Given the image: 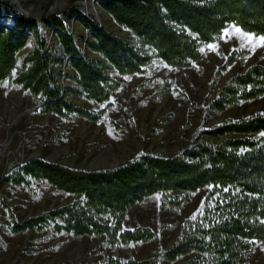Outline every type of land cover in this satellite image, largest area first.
Wrapping results in <instances>:
<instances>
[{
    "label": "trees",
    "instance_id": "16d2710c",
    "mask_svg": "<svg viewBox=\"0 0 264 264\" xmlns=\"http://www.w3.org/2000/svg\"><path fill=\"white\" fill-rule=\"evenodd\" d=\"M99 4L133 37L99 26L92 18H81L91 29L83 53V35L58 32L62 51L69 55L64 94L60 93L61 59L49 48L42 51L45 34L37 32V27H63L68 12L41 19L22 16L14 19L11 29L0 25V85H16L38 96L40 111L100 120L121 85L110 73L112 69L121 75L144 73L155 58L171 66H195L205 55L204 47L230 24L264 35V0H99ZM2 10L15 11L0 0ZM71 11L70 15L77 9ZM26 30L37 33V46ZM26 47L20 59L19 51ZM246 53L248 48L233 49L218 65L216 75ZM74 95L100 107L75 102L70 97ZM261 96L264 64L254 62L227 78L208 101L206 114ZM198 133L197 139L175 155L143 153L113 167L82 169L30 158L5 178L18 185L45 180L78 195L23 220L11 214L10 231L49 228L76 236L98 235L111 247L152 241L157 232L151 226H124L134 203L160 191L163 207L177 209L192 192L207 187L201 207L182 220L166 248L143 258L107 253L99 260L71 264H247L254 245L264 240V113L227 120ZM215 136L222 138L215 140Z\"/></svg>",
    "mask_w": 264,
    "mask_h": 264
},
{
    "label": "rangeland",
    "instance_id": "374dc122",
    "mask_svg": "<svg viewBox=\"0 0 264 264\" xmlns=\"http://www.w3.org/2000/svg\"><path fill=\"white\" fill-rule=\"evenodd\" d=\"M4 1L15 9L0 12V25L7 29L15 28L11 17L41 19L67 12L71 14V10L77 9L72 15L66 14L63 27L54 25L46 30L42 29V25L37 27V32L45 34L46 45L42 51L49 48L50 53L61 59L58 66L62 71L59 78L62 94L69 55L62 51L58 32L83 35V53L91 29L81 18H92L99 26L133 37L101 7L99 0ZM233 26L239 28L230 24L217 40L204 47L205 55L195 62V66L176 67L155 58L144 73L121 75L112 69L110 73L121 81V85L113 92L112 103L100 120L82 116L67 118L54 112L40 111L42 101L38 96L16 85H0V264H71L99 260L107 253L123 258H143L169 245L177 235L182 220L195 214L201 207L207 187L192 192L190 199L177 209L163 207L160 191L146 196L142 202L134 203L127 213L124 226L149 225L157 232L156 238L111 247L105 243L103 236L98 235L76 236L68 232H53L49 228L11 232V214L23 220L68 202L78 194L59 190L45 180L18 185L5 177L15 166L33 157L75 168L98 169L117 166L143 153L172 156L197 139L198 132L203 129L227 120L264 113V96H261L228 106L211 116L206 114L208 101L219 93L220 86L229 76L245 70L251 63L264 64V46H257L253 50L251 44L235 34L222 38L226 30L233 33ZM242 31L254 37H264ZM26 32L31 37L30 42L37 46V33L31 30ZM210 45L215 47L211 48ZM28 47L19 51L20 59ZM247 48L249 53L237 59L225 72L216 75L218 65L233 49ZM70 97L87 107H100V104L82 96ZM221 138L215 136L214 139ZM164 263L177 264L178 261ZM247 264H264V240L254 245Z\"/></svg>",
    "mask_w": 264,
    "mask_h": 264
},
{
    "label": "snow or ice",
    "instance_id": "6c2138e0",
    "mask_svg": "<svg viewBox=\"0 0 264 264\" xmlns=\"http://www.w3.org/2000/svg\"><path fill=\"white\" fill-rule=\"evenodd\" d=\"M233 34L238 35L245 43L251 44L253 50H255L257 46H264V37H254L252 34L245 33L235 26H233V33H229L226 30L222 38H230ZM242 46L244 45L242 44ZM209 47L214 48L215 46L210 45Z\"/></svg>",
    "mask_w": 264,
    "mask_h": 264
}]
</instances>
